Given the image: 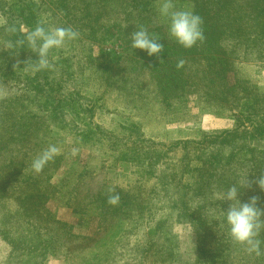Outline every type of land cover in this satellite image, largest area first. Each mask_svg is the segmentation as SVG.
I'll return each mask as SVG.
<instances>
[{"label": "rangeland", "instance_id": "rangeland-1", "mask_svg": "<svg viewBox=\"0 0 264 264\" xmlns=\"http://www.w3.org/2000/svg\"><path fill=\"white\" fill-rule=\"evenodd\" d=\"M14 1L5 0L6 4ZM31 1L46 29L64 27L78 33L76 39L49 51L48 68L52 70L47 69L46 77L55 79V75L58 78L62 74V93L73 92L80 104L92 107L91 115L85 114L83 120L92 127V136L86 137V125L72 120L68 114L65 122L52 116L60 95L50 97L49 91L42 94L31 91L32 86L23 75L28 79L36 73L46 77L42 76L43 72L39 73L42 68L36 63L37 57L31 55L30 47L20 49L19 57L20 50L14 47L10 76L4 80L0 77V215L8 217L6 210L10 212L17 204L25 206L27 215L29 211L35 215L32 209L37 206L33 202L43 200L38 218L40 223L47 222L46 228H37L40 234L35 235L38 239L33 248L24 254L20 251L21 262L264 264V227L257 237L259 254L250 252L247 245L235 242L228 234L221 210H226L229 202L219 199L221 193L243 184L247 178L250 187L242 189L241 200L257 196L258 206L264 208V191L256 184L264 176V139L250 138L254 153L238 154L237 159L211 171L212 176L209 172L198 176L197 172L206 171L205 166H200L193 177L181 172V184H178L175 183L178 177L174 182L170 168L178 161L181 150L170 153L166 160L170 164L163 160L152 168L155 175L149 176L145 173L148 171L145 162L122 160L125 139L118 127L120 122L137 123L144 138L158 143L198 139L202 132L231 130L245 99L264 91V55L246 52L239 44L230 53L233 67L229 80L241 82L233 97L225 92L222 99L209 95L205 98L202 93L207 90L206 85L198 83V91L192 87L186 92V101H172L166 108L148 90L146 74L149 72L142 65L145 59L138 56L142 51L131 47L132 31L126 27L128 18L132 23L137 20V13L129 14L125 2L116 5L111 0ZM166 2L171 4L170 11L192 12L194 3L192 0H150V10L146 13L150 20L145 29H155L156 36L176 42L169 35L167 19L160 15V8ZM5 23L6 17L0 13V29ZM20 30L26 34L24 30L30 28L21 23ZM8 49L9 44L0 31V57ZM21 56L24 61L20 63ZM58 57L66 60L54 62ZM98 126L99 130L119 139L116 147L95 132ZM244 126L249 129L248 123H243ZM20 140L22 147L16 144ZM49 146L59 151L39 173L28 166L39 183L14 186L16 189L11 191L8 187L11 180H24L20 168L29 161L32 164ZM11 148L14 154L10 153ZM227 153L225 148L222 154ZM185 183L190 185L184 201L193 213V223L177 220L179 210L172 207L179 200L177 190L184 188ZM108 194L119 195L112 209L121 207L117 212L102 215V196ZM6 195L9 198H4ZM11 195L16 198L12 199ZM7 219L12 221L13 217ZM39 251L45 252L44 259L37 255ZM10 252V245L0 235V264L6 263Z\"/></svg>", "mask_w": 264, "mask_h": 264}, {"label": "trees", "instance_id": "trees-1", "mask_svg": "<svg viewBox=\"0 0 264 264\" xmlns=\"http://www.w3.org/2000/svg\"><path fill=\"white\" fill-rule=\"evenodd\" d=\"M111 1L116 5L125 2V6H128L129 14L137 13L135 15L137 20L133 23L128 18L129 22L126 28L131 29L132 32L141 27L145 29L149 24L150 18L146 13L150 10V0ZM192 1L194 3L193 13L199 15L202 20L203 39L201 41H198L192 48H184L161 35L156 36V33H154L155 29H151V31H147L150 35H155L154 37L164 46L162 52L158 56H148L142 50L141 53H138V56L145 59V62L142 61V65L149 72V74H146L149 80L147 83V86H149V88L147 87L148 90L155 97H158L166 108L171 106L172 101L175 103L183 102L186 92H190L189 89L192 87H195L194 90L198 91V83L206 85L207 90L202 93L205 98L209 95L213 98L222 99L225 92H227V96L233 97L237 90V85L241 82L239 80H229L228 75L233 67L230 53L239 44L244 46L246 52L252 51L258 55H264V0ZM35 6L31 0H16L10 4H6L5 0H0V13L5 15L7 22L1 26L0 31L3 33L5 42L9 44V49L3 57H0V77L3 80L8 79L10 76V60L12 61L15 57L12 49L18 47L19 50H26L25 46L29 47L24 38L25 34L20 30V24L26 25L30 30L37 26L46 28L40 22L38 13L34 10ZM18 21L19 23H17ZM21 50L18 52V57ZM50 51L52 52L53 49ZM31 55L36 57L33 52H31ZM64 60L66 59L58 57L54 62L60 63ZM18 61L20 63L23 62L24 56H21ZM12 68H14L13 65ZM47 69L49 68H42L39 73L43 72L42 76L46 77V75L48 76ZM131 69L133 70L132 67ZM23 76L27 84L29 81L30 86H32L31 91H34L35 94L49 91L51 92L50 97L57 94L60 95V99L57 101L59 108H55L58 106L56 105L51 111L53 117H60L65 122V116L68 114L72 120L82 122L84 126L86 125V137L92 136V127L83 121L85 114L91 115L92 107L80 104L78 97H74L77 94L73 92L65 93V95L62 93V74L58 78L55 75V79L41 78L37 73L36 75L32 74L29 79L26 75ZM44 86H47V88ZM222 88L223 91H221ZM240 110L241 113L234 118L235 124L231 130L202 132L198 139H178L168 143H158L144 138L137 123L120 122L118 127L121 130V137L125 139V148L122 149L121 158L130 163L141 164L145 162L148 170L145 173L153 176L156 172L153 171V167H157L163 160L167 162L166 160L170 153L174 154V152H178L177 150H181L182 154L178 157V161L175 164L173 162L170 168L173 170H170V174L173 176L174 182V179L178 177L175 183L181 184L180 175L182 176L184 171L187 175L193 177L199 171L200 166H205L206 171L197 172L198 176L207 172L212 176L211 171L237 159L238 154L243 156L247 155V153L253 154L254 148L249 144L250 138L264 139V91L255 92L247 97ZM4 116L6 118L10 117V115ZM245 122L248 123L249 129L246 126L243 127ZM17 128L20 127L18 126ZM95 128V132H99L101 137L103 136L109 142L110 146H117L119 139H116L115 136L111 137L107 131L99 130V126ZM97 129L98 131H96ZM16 144H20L22 147L21 140L20 142L17 141ZM225 148H228L227 155L222 154ZM10 153L14 154L13 148H11ZM27 160L25 159L26 162H28ZM245 161L247 163L248 157L245 158ZM169 164L167 162V165ZM30 165L29 161L24 165V168L23 166L20 168L23 181L11 180L8 185V187H11V191L16 189L14 186H22V184L33 186L39 183L37 175H34L33 171H31L32 169L28 168ZM5 166L8 168V164ZM178 168L179 171L177 170ZM200 180L198 179V181ZM189 186V183H185L183 190H177L179 200L172 207L179 210L176 216L177 220H189L190 223H193L191 220L193 213L184 201V194H186ZM8 196L6 195L4 198H9ZM13 196L11 195L12 199L16 198ZM110 196L111 194L102 196V215H107L112 211L117 212L121 207H113V210L112 204L108 202ZM0 198L2 197L0 196ZM1 200L4 201L5 199ZM42 202H33L37 206L32 209L35 215H32L30 211L27 215L25 206L19 204L15 208L10 209V212L6 210L8 217L4 218V216L0 215V235L11 247V252L9 253L11 256L5 264H23L19 257L21 255L20 251H22V254L26 250L29 252L35 244V239H38L35 235L40 234V230L37 228H41V226L46 228L47 222L44 221L43 223L42 221L40 223L38 218V212L43 206ZM12 217L14 219L12 221L7 219ZM34 218L36 221H34ZM44 254L45 252L39 251L37 255L42 256L44 259ZM27 261L30 262L29 260Z\"/></svg>", "mask_w": 264, "mask_h": 264}, {"label": "clouds", "instance_id": "clouds-1", "mask_svg": "<svg viewBox=\"0 0 264 264\" xmlns=\"http://www.w3.org/2000/svg\"><path fill=\"white\" fill-rule=\"evenodd\" d=\"M170 8L171 4L167 2L160 8V15L168 21L169 35L182 47L192 48L203 39L201 17L192 11H170ZM24 31L26 33L24 38L36 55V63L40 68L49 67L48 53L51 49L60 48L66 41L78 37L77 32L64 27L46 29L44 26H37L32 30ZM130 39L133 49L145 51L148 56H158L164 47L156 37L142 27L133 31ZM58 151L57 147L49 146L33 159L32 169L39 173ZM256 184L261 191H264V176H260ZM245 187H250L247 178L243 184L231 186L220 194L219 199L229 202L228 208L222 209L221 214L230 237L239 244L247 245L250 252L259 254L260 240L257 237L264 227V208L258 206L257 196H250L246 201L241 200L242 189ZM118 201L119 195L113 194L108 202L115 205Z\"/></svg>", "mask_w": 264, "mask_h": 264}]
</instances>
